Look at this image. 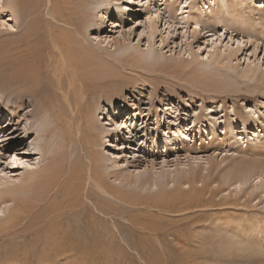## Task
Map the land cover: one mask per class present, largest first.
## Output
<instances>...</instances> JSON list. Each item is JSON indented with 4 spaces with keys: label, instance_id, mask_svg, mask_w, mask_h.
I'll use <instances>...</instances> for the list:
<instances>
[{
    "label": "bare ground",
    "instance_id": "1",
    "mask_svg": "<svg viewBox=\"0 0 264 264\" xmlns=\"http://www.w3.org/2000/svg\"><path fill=\"white\" fill-rule=\"evenodd\" d=\"M0 2L1 7L4 4L20 18L24 26L19 41L22 49L18 50L23 55L16 54L13 66L8 68L9 74L6 76L5 86L2 87V93L10 101L9 105L5 106L0 103V112L5 110L9 114L6 122L1 121L2 116H0V144L9 145L15 137H21L22 132L31 133L30 130L35 131L38 137L46 138L42 145L39 143L37 146L39 157L34 161L23 160V157L18 155L29 151L24 141L26 139L22 138L21 143L5 148L13 151L11 155H6L7 159L0 157L1 167L8 164L11 167L24 168L21 174L11 176L7 174L9 171L3 172L4 168L0 169V264H30L34 259L38 261L37 264H60L68 254L78 255L96 251L101 236V241L108 236H120L119 238L125 240L122 237L124 228H131L132 233L154 238L158 247L156 252L162 251L166 254L171 249V242H175L173 249L177 250L176 255L179 260L175 263L172 257L167 256L164 257L166 264L180 263L182 251L187 253L185 264H201L190 254L194 245L188 239L195 237L192 240L195 244L198 239L200 240L199 237L203 233H196V228L197 224L202 219L205 220L210 213L206 211L207 208L217 203L218 196L222 199L228 193L239 194V192L252 195V189L248 187L259 185L264 187L262 185L264 164H257L259 151H264V121L261 115L258 112L256 114L251 112L249 108L246 117H242L238 109H233L234 119L239 116L243 121L241 123L244 127L243 133L249 128L246 125L248 119L250 128L256 127L254 136L248 137L244 133L242 140L245 143L241 144L233 134L234 128L223 124L224 131L219 140L211 136L207 145L203 144L199 147L192 143L189 146L186 141L178 143L175 141L176 138H170L169 125L175 124V119L170 118L167 121L169 125L166 126L168 128L165 132L166 136L163 134L160 139L154 138L151 145L153 149L147 152L148 156L144 157L133 149L128 154L131 155L129 157L131 160L129 158L118 160L120 153L123 152L122 148L125 151L131 147L127 145L129 141H137L134 135L141 137L145 131L144 136L147 137L146 122L155 117L154 110L149 108L150 110L142 116V122L137 129L143 132L134 133L132 130L130 131L132 135L128 132L126 136L128 140L120 144L115 135H113L114 141H111L110 129L101 123L97 111L101 107V99L108 97L105 93L106 88L113 84H129L130 81L126 80L125 76H119L114 67L110 68L113 66L112 59L113 61L117 59L114 57L108 59L110 57L105 50L97 47L93 50L88 48L82 29L85 28L84 22L87 20L90 22L88 14L91 12L87 13L84 9L85 0H2ZM211 2L216 3L217 7L211 5L213 8H208V11L202 10L196 16L197 21L206 22L205 20L211 17L212 20L230 21L235 13L242 17L246 12L257 8L253 2L251 6L243 4L244 6L239 5V7L230 4L231 0H207L206 3L211 4ZM41 6L46 9L47 17L42 16V27H35L37 21L33 18L39 14ZM223 6H226L224 10H222ZM158 14V9H155L153 17H147L153 28V22L158 18ZM248 18L249 16L246 18L244 16V19ZM241 22L242 20L238 18L234 23L239 25ZM250 22L252 32L264 37V25L262 26L258 20ZM25 56L26 59L29 57L31 60L16 59ZM215 61L217 64L221 62L220 64L227 69L233 68L229 66L230 56H224L223 60L218 56ZM244 71L250 78L264 80L263 74L258 75L255 68H245ZM203 76L205 86L211 88L213 77ZM108 78L115 79L108 80ZM225 78L228 79L226 76ZM114 91L115 89L112 92ZM146 116L147 121L143 123ZM108 119L112 120L110 116ZM206 120V123L212 126L214 133L215 123ZM222 121L224 123L225 120ZM116 122L113 120L114 124ZM121 122L118 124L120 125ZM152 123L155 124L154 131L157 136L159 131L157 118L153 119ZM21 124L22 132L19 131V135L16 136L14 131ZM132 124L133 128L136 127V122ZM11 125L13 127H10ZM175 127L178 131L181 128L178 125ZM259 131L262 133L259 134ZM201 132L198 130L197 134ZM185 134L181 131V139L187 137ZM229 137L234 138L230 141ZM172 141L176 144L173 145ZM105 144H113L115 149L107 150ZM223 145L228 148L226 151L222 148ZM213 146L216 147L213 149ZM245 147L248 148L244 149ZM205 148L208 150L212 148V153L220 151L221 148V151H224V156H221L219 161L228 162V165L226 163L224 172L222 169L218 170L220 173L218 182L214 175L209 174V169L212 167L209 162H202L197 170L194 167L199 163L197 156L193 154L194 151L203 152ZM108 151L111 152L107 154ZM228 151L239 153L240 156L235 161L230 157L228 161L229 155H226ZM141 161L142 165L133 163ZM234 162L236 165H231ZM248 162L252 164L245 165ZM122 163L127 164V167L121 168ZM157 164H159L158 168ZM34 185L45 190L44 197H35L32 200L34 190L31 188ZM59 196L61 198L58 205L52 208V214L46 212L39 218L41 221L44 220L42 226L45 228L46 222L49 221L48 226L54 235L39 237L32 241L30 230L31 233L39 232L35 230L39 227L36 228L34 224L39 220L36 210L41 201ZM49 202L55 204V201L46 203ZM61 212L63 216L59 219ZM74 215L77 223L85 226L82 232L84 238L91 241V244H88L90 247L85 243L80 245L78 241L64 234L65 230L61 227L62 220L67 221L69 216L74 217ZM26 218L29 221L24 223ZM229 223L231 221L224 218L213 222L212 226L205 225L204 230L217 232V235L222 237L223 232L227 233L225 245L233 244L239 247L242 242L249 240L251 235L264 241V229L261 228L262 232L248 230L249 227L257 225L252 220L246 221V224H233L234 226ZM170 235V240H166L165 238ZM200 244L202 243L197 245L200 247ZM191 248L193 249L189 250ZM38 255H43L44 260L38 258Z\"/></svg>",
    "mask_w": 264,
    "mask_h": 264
},
{
    "label": "rangeland",
    "instance_id": "2",
    "mask_svg": "<svg viewBox=\"0 0 264 264\" xmlns=\"http://www.w3.org/2000/svg\"><path fill=\"white\" fill-rule=\"evenodd\" d=\"M206 2L207 0H85L84 5L88 4V7L84 5L83 7L87 13L91 12L88 14V19H91L90 22L89 20L84 22L83 26L85 25V28L83 27L84 29H82L88 48L93 50L97 47L100 50H105L107 55H109L108 57H110L108 59L112 57L117 59L114 61L112 59L113 66L110 68L114 67L119 76H125L126 80L130 81L129 84H113L106 88L105 93L108 97L101 99V107L97 111L101 123H104L110 129L109 138L111 141H114L113 135H115L119 144L126 142L128 140L126 139L128 132L132 135L130 131L134 130L132 131L134 133L140 131L137 128L142 122V116L150 110L149 108L154 110L153 114L155 117L150 118L146 122L148 123L147 137L145 138L144 136L145 131L141 137L134 135L137 141H129L127 145L131 147L125 151L122 148L124 153H120L118 160L129 158L131 155L128 154L133 149L134 152H139L144 157L148 156L147 152L149 153L153 149L151 145L154 138L160 139L167 132L168 128L166 126L169 125L167 121L170 118L175 119V124L170 123L169 125V128H171L169 132L170 138H176L175 141L178 143L185 141L187 145L192 143L196 147L203 144L207 145V141H210L209 138L211 136L215 137V139L217 137V140H219L223 135V124L230 125L231 127L229 126V128H234L233 134L241 144L245 143L243 141L244 133L248 137L254 136L253 134L257 131L256 127L255 129L250 128V120L247 118L246 125L249 128L245 131L249 134L247 132L243 133L244 127L241 124L243 121L239 116L236 120L234 119L233 109H238L242 117H246L247 110L251 108V112L255 114L258 112L264 121V80L250 78L244 71L245 68H255V72L258 75L263 74L264 76V37H261L257 32H252L250 22L258 20L262 26L264 25V0H240L238 2L231 0L230 4L235 7H239V5L251 6L253 2L257 8L246 12L247 14H243L242 17L235 13L230 21L212 20L211 17L206 19V22H199L196 16L202 10L208 11L210 8L217 7L216 3L211 2L209 4ZM225 8L226 6H223L222 10ZM155 9H158L159 14L158 18L153 22V28L147 17H153ZM45 12L46 9L42 7L39 14L33 18L37 21L34 25L35 27H42V16L47 17ZM92 12L95 16L92 15ZM244 16L245 18L249 16V18L246 20ZM238 18L242 20L239 25L234 23ZM21 23L20 18L16 17L10 9L5 7L4 4L2 7L0 5V103L2 106L9 105L10 101L2 93L6 76L9 74L8 68L11 65L13 66L16 54L23 55L20 52L22 47L19 43L21 29H24ZM13 49L14 51H12ZM16 51L17 53H15ZM217 55L222 60L224 56H230L231 63L229 66L231 65L233 68H229V70L226 66H222L221 62L217 64L215 61L218 57ZM29 56L32 55L29 54ZM16 59L18 61L21 59L31 60L29 57L26 59V56L17 57ZM203 75L213 77V86L211 88L205 86V82L202 80ZM113 79L108 78V80ZM0 116H2L1 121L5 122L9 118V114L5 110L0 112ZM109 116L112 120L108 119ZM147 118V116L144 117L143 123L147 121ZM155 118L159 122L157 136L154 131L155 124L152 123ZM206 119L215 123L214 131H216L214 133L212 132V126L206 123ZM223 119L225 120L224 123ZM113 120L117 122L114 124ZM120 122L121 124L119 125L118 123ZM134 122H136V127L133 128L132 123ZM185 123H188V125ZM177 125L181 127L179 131L176 130L175 126ZM10 127H13V125ZM21 127L22 124L14 131L16 136L19 135V131L22 132ZM198 130L202 131L199 135L197 134ZM30 131L32 132H22L21 137H15L9 145L2 146L0 144V157L7 159L6 155H11L13 151L5 148L21 143L22 139H26L24 141L29 151L27 153H18V155H21L23 160L29 161H34L35 158L39 157L37 146L39 143L42 145L46 138L38 137L35 131ZM181 131L186 133L187 137L185 139H181ZM140 132L143 131L141 130ZM258 133L261 134L262 131ZM200 138L203 139L200 140ZM233 138L229 137L230 141ZM175 141H172L173 145L176 144ZM104 146L107 150L115 149L113 144H105ZM215 147L213 146L212 148L214 149ZM31 148L35 149V151ZM160 148L162 150V147ZM212 148L209 150L205 148L203 152H200V150L194 151L193 154L197 156L199 162L194 167L197 170L202 165V162H209L212 166L209 169V174L214 175L218 182L220 181L218 179L220 178L218 170L222 169L224 172L226 163L228 165V162L219 161L221 156H224V151L221 150L223 148L226 151L228 148L223 145L220 151L214 153H212ZM247 148L245 147L244 149ZM110 152L108 151L107 154ZM259 152L261 154L258 153L257 164H264V151ZM209 154L211 155L209 156ZM226 155H229L228 161H230V157H233L232 161H235L240 156L239 153H232V151H228ZM129 159L131 160V158ZM133 163L143 164L142 161ZM250 164L252 162H248L245 165ZM231 165H236V162ZM4 166H0V169L4 168L2 169L3 172L9 171L7 174L10 176L21 174L24 170L21 166L17 168L8 164ZM158 166L159 164L156 167L158 168ZM123 167H127V164L122 163L121 168ZM141 168L143 167L141 166ZM248 188L252 189V195L239 192V194L228 193L222 199L218 196L217 203L213 207L207 208L206 211L210 213L206 216V219H202L197 224L196 233H203L199 237L200 240L198 239L196 244L195 241H192L195 237L188 240L194 245V249H189H193L190 254L201 264H264V241L258 237L251 235L249 240L242 242L237 247L233 244L225 245L227 233L223 232L222 237L217 235V232H205L204 230L205 225L212 226L213 222L227 218L231 221L229 224L232 226H234L233 224H246V221L252 220L257 225L252 228L249 227L248 230L251 232L260 230L262 232L261 228L264 229V207L262 206L264 205V187L259 185ZM31 189L34 190L32 200L35 197H44L45 190L43 188H37L34 185ZM223 193L226 194L225 191ZM60 198L59 196L58 198L47 199V201H55V204L41 201L42 203L36 210L39 215L38 219L46 212L52 214V208L58 205ZM35 203L37 202L35 201ZM62 216L63 213L61 212L59 219ZM75 217V215L74 217L69 216L67 221L65 219L62 220L63 222L61 221V227L65 230L64 234L78 241L80 245L84 243L87 245L91 244L90 240L88 241L87 238H84L82 231L85 230V226L77 223L78 221ZM26 219L24 223L29 221L28 218ZM43 221L39 219L34 224L36 228L39 227V229H35L39 231L37 234L31 233L30 230L31 236H29L32 241L39 237L45 238L49 235H54L48 226L49 221L46 222V228L42 226ZM123 231L124 234L120 233L123 234L122 237L125 240L119 238L120 236H108L104 241H101V236L99 245L95 248L96 251L92 253L83 252L78 255L68 254V257H65V260L60 264H166L164 260L167 256L169 258L172 257L175 263L178 262L177 250L173 249L175 242H171L170 251L168 250L169 252L164 254L162 251H155H158V247L154 238L132 233L131 228H124ZM30 238L29 241L31 240ZM170 238L171 235L165 239L169 241ZM198 243H202L200 247L197 245ZM181 254L180 263L178 264H185L187 253L182 251ZM39 257L42 261L44 260L43 255H38ZM37 263L36 259L30 262V264Z\"/></svg>",
    "mask_w": 264,
    "mask_h": 264
}]
</instances>
